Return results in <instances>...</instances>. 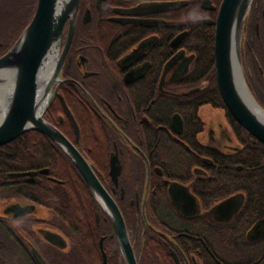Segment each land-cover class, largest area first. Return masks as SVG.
Instances as JSON below:
<instances>
[{
  "label": "flooded vegetation",
  "instance_id": "af4514ba",
  "mask_svg": "<svg viewBox=\"0 0 264 264\" xmlns=\"http://www.w3.org/2000/svg\"><path fill=\"white\" fill-rule=\"evenodd\" d=\"M222 2L80 0L68 47L70 20L62 39L61 51L67 47V53L51 106L63 93L75 96L83 125L75 127L73 139L46 116L51 106L44 118L89 162L123 216L129 245H121L94 195L97 203L88 208L83 193L80 222L55 220L34 201L50 169L22 170L17 158L18 167L5 174L4 147L11 142L0 146V264H38L35 254L46 264H105V259L107 264H264L261 165L245 174L244 165L230 158L244 145L224 110L205 105L224 113L227 124L216 127L205 113L202 117L205 106L200 107L204 128L199 133L174 111L211 85L208 77L197 83L192 73L208 28L216 32ZM22 3L37 9L38 0H0V11ZM260 5L261 0L254 1L244 25L242 60L248 85L264 108V46L258 57L250 24ZM28 13L25 8L24 16ZM5 22L0 12L1 39L10 41L19 24ZM64 106L60 123L72 115L67 102ZM176 115L183 122L181 133L174 126ZM12 204L37 208L15 217L6 212Z\"/></svg>",
  "mask_w": 264,
  "mask_h": 264
},
{
  "label": "water",
  "instance_id": "95a60500",
  "mask_svg": "<svg viewBox=\"0 0 264 264\" xmlns=\"http://www.w3.org/2000/svg\"><path fill=\"white\" fill-rule=\"evenodd\" d=\"M254 1L223 0L221 4L215 32L216 80L222 99L237 123L264 145V108L257 102L247 84L242 60L243 29ZM79 5L80 0H38L32 21L13 47L0 57V91L5 85L11 90L9 100L2 109L0 146L11 143L30 131L39 132L51 139L78 169L97 201L106 210L121 245L127 247L129 241L125 222L116 203L76 146L44 118L55 97L53 87L61 82L60 76ZM68 20L71 23L69 41L61 51ZM54 56H57L56 66L48 84L50 98L42 108L39 100L40 78ZM174 126L177 132H182L183 122L179 115L174 117ZM78 140L77 128V142ZM112 168L114 170V163ZM42 173L48 174L49 170ZM22 175L25 174L14 176ZM36 208L35 205L12 204L6 212L14 213L15 217L26 216L33 214ZM35 256L38 264H46L38 254ZM128 258L131 262L130 253Z\"/></svg>",
  "mask_w": 264,
  "mask_h": 264
},
{
  "label": "trees",
  "instance_id": "16d2710c",
  "mask_svg": "<svg viewBox=\"0 0 264 264\" xmlns=\"http://www.w3.org/2000/svg\"><path fill=\"white\" fill-rule=\"evenodd\" d=\"M25 8L29 11L27 16H24ZM35 9L36 4L25 6L22 3V5L6 6V11H2L3 15L6 17L5 24H8L9 22L18 23L19 28L17 34H15L14 38L10 41L1 39L0 34V43L1 41L4 42L2 49H0V56L2 53L10 49L22 35L29 25ZM8 10H10V12ZM257 10L254 14L256 17L260 16L258 21L260 24L259 37H256L257 20L256 17H254V14L251 18L250 24L252 27V35L254 36L252 49L258 56V48L262 47V45L264 46V15H261L264 11V0H261L260 12L259 9ZM16 13H19L20 16H17ZM19 19H21V21ZM208 29V36L203 42H201V45L198 46L197 61L192 77L197 83H199L201 79L208 77L211 85L209 88L204 89L201 93L197 94L196 97L189 102L187 107H174L175 109H173L183 115L188 127H196L197 133L201 132L204 128L202 121L197 115L200 107L210 105L214 109L224 110L227 113L234 134L237 136L239 142L244 145L242 153L232 157L230 156V158H232L236 164L241 163L244 165L245 169L242 173L254 174L255 168L260 164L261 173L264 174V145L256 141L237 123L227 109L220 94L216 80L214 53L215 32L211 28ZM262 64L264 65V60L262 61ZM69 95L63 93L62 96H57L46 116L50 121L55 122L63 133L74 139L75 127L78 125L81 128L83 121L81 120V112L77 101H74L75 96L71 94ZM66 102L72 111V115L70 117L67 116V123H60L58 116L66 112L64 106ZM26 143H33L35 147L23 145ZM4 149L6 150V154L3 158L7 161V165L4 167L5 174L7 172L15 171V168L18 167L17 164H14L17 158L21 159L20 163L22 170L50 169V178L53 180L47 177L45 184L42 187H36L34 201L48 208L55 220L69 223L80 222L82 220V210L80 206L83 193H86L84 195V201L88 208L93 206V201L97 203L78 169L64 152L47 136L36 131H30L20 136L10 145L5 146ZM214 157H217V155L214 154ZM31 159L36 162H32Z\"/></svg>",
  "mask_w": 264,
  "mask_h": 264
},
{
  "label": "bare ground",
  "instance_id": "6f19581e",
  "mask_svg": "<svg viewBox=\"0 0 264 264\" xmlns=\"http://www.w3.org/2000/svg\"><path fill=\"white\" fill-rule=\"evenodd\" d=\"M56 58L54 56L53 59L47 64L46 68L44 69L39 83V100L41 102V107L44 108L49 101L50 93L48 91V84L54 74L55 66H56ZM4 87V88H3ZM9 86H2L0 91V121L2 120L3 113L2 109L6 106L9 100V93H10Z\"/></svg>",
  "mask_w": 264,
  "mask_h": 264
},
{
  "label": "rangeland",
  "instance_id": "374dc122",
  "mask_svg": "<svg viewBox=\"0 0 264 264\" xmlns=\"http://www.w3.org/2000/svg\"><path fill=\"white\" fill-rule=\"evenodd\" d=\"M16 15L17 16H20L19 15V13H16ZM1 17H5L4 15H3V13H2V10H1ZM246 78V77H245ZM246 81H247V79H246ZM247 84H248V82H247ZM249 86V85H248ZM250 88V87H249ZM250 90H251V88H250ZM251 92H252V90H251ZM252 94H253V92H252ZM254 95V94H253ZM254 97H255V95H254ZM255 99H256V97H255ZM257 100V99H256ZM259 104H260V102L259 101H257ZM261 105V104H260ZM262 106V105H261ZM263 107V106H262ZM204 113L206 114V116H205V118L207 119V121L209 122L210 120H211V122H213L214 123V125L216 126V127H218L220 124L219 123H224V124H227L226 123V119H225V116H224V113L223 112H221V111H215V110H213L212 108H210V107H207V106H205L202 110H201V115H202V117L204 118ZM45 117V116H44ZM206 121V120H205ZM228 128V127H227ZM228 133H229V135L231 136V137H233L232 136V132L230 131V129L228 128ZM218 142H223L222 140H221V137H218ZM38 211H39V214H41L42 216H46L47 215V210L45 209V208H42V207H39V209H38Z\"/></svg>",
  "mask_w": 264,
  "mask_h": 264
}]
</instances>
